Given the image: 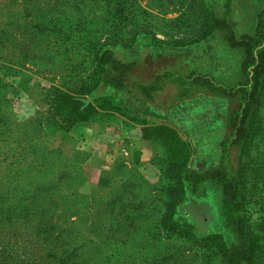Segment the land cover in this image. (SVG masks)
Wrapping results in <instances>:
<instances>
[{"label":"rangeland","instance_id":"1","mask_svg":"<svg viewBox=\"0 0 264 264\" xmlns=\"http://www.w3.org/2000/svg\"><path fill=\"white\" fill-rule=\"evenodd\" d=\"M263 2L234 0L228 17L227 0H0V264H239L228 251L234 237L222 189L206 184L195 195L180 183L192 170L221 165L236 100L200 93L173 111L174 120L120 93L96 96L106 74L97 59L107 46H201L215 50L210 72L228 84L243 81L240 71L226 73V60L240 65L244 53L227 57L224 36L204 37L206 25L212 16L228 17L241 34L251 33ZM259 99L247 144L231 158L257 264H264V84ZM111 121L174 128L190 149L186 172L174 171L159 139L160 180L121 159L97 192L98 173L86 165L92 155L78 150L87 138L76 134ZM168 213L181 232L160 227Z\"/></svg>","mask_w":264,"mask_h":264},{"label":"trees","instance_id":"2","mask_svg":"<svg viewBox=\"0 0 264 264\" xmlns=\"http://www.w3.org/2000/svg\"><path fill=\"white\" fill-rule=\"evenodd\" d=\"M233 1L227 0L226 3L228 17ZM228 17L212 16L210 22H207L204 37L217 31L224 36L225 46L227 44L229 47L226 49L221 44L227 57L236 55V51L244 53L245 57L240 65L236 61L226 60V73L231 75L240 71L245 80L228 84L219 79V75L210 72L208 64L217 67L214 65L215 50L201 46L196 49L178 50L170 47L155 50L151 45H142L140 42L137 51L127 52L117 45L107 46L100 52L97 62L106 70V74L97 87L98 95H95L103 98L120 93L123 97L132 99L134 106L146 104L154 110L166 112L174 120L173 111L200 93L214 98L236 100L237 108L230 114V132L222 143L221 165L203 173L192 170L186 173L180 183L183 188L189 186L195 195L206 184H214L222 189L226 231L234 237L228 251L239 264H257L256 249L243 215V183L234 169L231 154L235 149L245 148L250 132V119L254 110L262 104L259 92L264 84V9L259 13L256 27L251 33L241 34L237 23L230 21ZM199 52H205L206 56L199 58ZM86 111L83 108L80 115ZM144 129V132H154L152 135L146 134L147 136L144 133L146 140H165L174 171L179 175L186 172L190 149L179 133L169 126ZM160 227L169 233L181 232L182 229L173 213L162 218Z\"/></svg>","mask_w":264,"mask_h":264},{"label":"crops","instance_id":"3","mask_svg":"<svg viewBox=\"0 0 264 264\" xmlns=\"http://www.w3.org/2000/svg\"><path fill=\"white\" fill-rule=\"evenodd\" d=\"M263 9L264 2L259 13ZM156 119L158 123L171 125L164 118ZM143 129L144 126L135 123L125 126L114 121L87 124L77 129V139L81 134L87 138L85 143L78 144V150L84 154L92 155L90 158L88 156L89 161L86 165L92 168V175L99 174L95 177L96 182L93 180L96 183L97 192L109 186L110 181L114 178L116 162L121 159L131 167L150 172L149 180L158 181L160 177H163L160 173L159 168L161 167L157 161L158 157H156L158 142L156 140H146L143 137ZM83 140L82 142H84ZM80 147H83V149Z\"/></svg>","mask_w":264,"mask_h":264}]
</instances>
